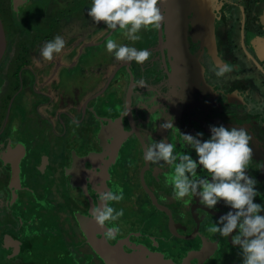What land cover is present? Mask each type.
Masks as SVG:
<instances>
[{
	"label": "flooded vegetation",
	"instance_id": "1",
	"mask_svg": "<svg viewBox=\"0 0 264 264\" xmlns=\"http://www.w3.org/2000/svg\"><path fill=\"white\" fill-rule=\"evenodd\" d=\"M158 6L161 27L130 41L92 21L91 0H0V264H241L231 237L208 231L231 209L175 200L172 169L144 152L164 139L198 160L180 133L243 127L264 204V0L189 4L182 66ZM57 35L65 47L46 61L40 49ZM108 38L152 56L117 61ZM224 64L234 70L217 77ZM170 120L176 129L160 127ZM117 186L124 199L110 206L124 215L102 229L91 210Z\"/></svg>",
	"mask_w": 264,
	"mask_h": 264
},
{
	"label": "clouds",
	"instance_id": "2",
	"mask_svg": "<svg viewBox=\"0 0 264 264\" xmlns=\"http://www.w3.org/2000/svg\"><path fill=\"white\" fill-rule=\"evenodd\" d=\"M160 0H91L87 15L93 22H103L109 30H121L130 41H138L141 30H156L161 27L163 16L158 6ZM66 41L60 35L46 42L40 49V56L51 61L54 54L64 49ZM106 50L117 61L129 63L135 61L144 64L152 53L148 49H137L132 46L118 44L108 38ZM234 70L230 64L214 68L217 77H224ZM168 130L176 129L173 123L167 121L160 125ZM211 136L201 140L203 133L195 136L181 134L182 146L195 150L198 160L183 151H176V145L153 141L146 146L144 160L150 164L168 165L172 171L166 177V183L172 187L173 198L177 201L199 198V203L207 209H214L223 202L231 210L221 215L208 231L222 237H231L233 246L241 250V264H264V204L255 203L258 192L255 178L250 177L246 170L253 159L252 139L243 127L231 129L220 125L210 126ZM129 161V167H132ZM206 172L202 177L198 168ZM210 177L211 179H209ZM99 203L91 210V218L100 228L119 220L124 210L110 206L112 202L119 203L124 199L123 188L117 186L99 193ZM187 202V201H185ZM119 233L116 226L107 227L104 233L106 239H115Z\"/></svg>",
	"mask_w": 264,
	"mask_h": 264
},
{
	"label": "water",
	"instance_id": "3",
	"mask_svg": "<svg viewBox=\"0 0 264 264\" xmlns=\"http://www.w3.org/2000/svg\"><path fill=\"white\" fill-rule=\"evenodd\" d=\"M201 0H164L167 4V24L171 35V42L175 49V56L179 63L186 62L188 57L187 43L185 39V16L189 4L197 7ZM208 1V0H207Z\"/></svg>",
	"mask_w": 264,
	"mask_h": 264
}]
</instances>
